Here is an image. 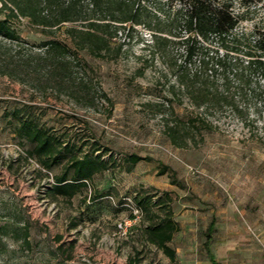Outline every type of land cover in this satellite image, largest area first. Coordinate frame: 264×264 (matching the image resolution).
<instances>
[{
  "label": "rangeland",
  "instance_id": "obj_1",
  "mask_svg": "<svg viewBox=\"0 0 264 264\" xmlns=\"http://www.w3.org/2000/svg\"><path fill=\"white\" fill-rule=\"evenodd\" d=\"M144 3L148 10L157 4L162 26L178 32L170 20L186 3ZM89 4L84 0L79 19L50 31L18 19L11 22L17 39L0 37V224H25L28 231V247L3 239L7 249L0 251V264H171L141 231L146 219L141 221L132 197L144 193L153 202L164 194L170 199L178 225L168 243L175 264H212L203 245L211 219L215 264H264V104L240 99L233 79L230 90L246 105L243 119L226 106L195 107L178 90V44L152 53L142 26L106 33L104 57L79 49V35L68 30L83 32L88 22H98ZM232 12L243 18L237 33L264 32V0H234ZM48 40L67 50L68 70L59 77L44 76V65L33 69L38 45ZM24 61L27 75L20 68ZM14 67L17 73L8 75ZM259 82L252 75L247 88ZM213 85L221 87L220 81ZM22 118L63 142H76L77 154L100 156L110 168L70 199L52 195V177L60 167L42 170L27 158L30 146L17 134ZM178 119L188 125L185 147L172 145L166 135ZM202 119L210 130L201 127ZM129 154L143 159L129 171L117 170ZM161 209L153 207L163 216Z\"/></svg>",
  "mask_w": 264,
  "mask_h": 264
},
{
  "label": "trees",
  "instance_id": "obj_2",
  "mask_svg": "<svg viewBox=\"0 0 264 264\" xmlns=\"http://www.w3.org/2000/svg\"><path fill=\"white\" fill-rule=\"evenodd\" d=\"M88 1L91 7L89 11L99 14L96 19L98 22H88V28L83 32L68 30L79 35L75 40L79 49L104 57L105 54L101 52L107 48L106 33L112 36L125 29L131 33L134 27L142 26L150 34L151 43L147 47L152 49V53H165L170 45L178 44L182 62L178 70V90L183 91L195 107L208 110L211 107L226 106L243 119L242 111L246 109V105L236 100L235 94L231 92L230 83L233 79L237 82L235 93L240 95V99L249 97L264 104V32L237 33L243 18L232 12L234 0H178L186 5L178 9L170 20V26L178 27L177 33L171 27L162 26L159 18L161 9L155 4L154 10H148L144 3L146 0ZM83 2L84 0H1L0 37L9 41L17 39L11 26L13 20L26 19L31 25L49 31L75 21L83 14ZM86 20L90 21V18ZM99 30L104 34H99ZM171 37L177 40H172ZM212 42L217 43V48H212ZM38 48L40 50L35 57L34 72L39 70L40 65H44V76L48 77H59L68 70V62L64 59L67 51L64 45L56 40H48L39 44ZM27 63L24 61L20 66L26 75ZM190 64L196 66L194 71L187 68ZM17 68L19 67H14L8 75L17 73ZM255 74L262 83H257L249 90L250 77ZM215 81H220L221 87L213 85ZM246 121L244 119L243 122ZM201 123L204 130H210L211 126L207 121L202 119ZM187 126L178 119V126L167 127L166 135L172 145H188ZM17 134L30 146L26 152L27 158H34L42 170L60 167V172L53 175V185L49 189L56 197H74L89 186L95 175L110 168L109 162L102 160L100 156L77 154L80 145L73 141L63 142L59 136L48 133L30 118L19 119ZM142 159L129 154L124 157L117 170L129 171ZM91 197L96 200L100 196L94 191ZM132 201L141 215V221L146 219V225L142 226L141 231L147 243L160 250L171 264H175V251L168 243L178 231V225L172 219L168 195L164 194L153 202L149 194H135ZM153 207L162 208L163 216L156 214ZM214 231L215 222L211 219L206 227L203 245L212 264L215 263L210 252V241ZM6 237L20 240L21 244L28 247L25 224L17 226L9 221L0 224V251L7 249L3 240Z\"/></svg>",
  "mask_w": 264,
  "mask_h": 264
},
{
  "label": "built area",
  "instance_id": "obj_3",
  "mask_svg": "<svg viewBox=\"0 0 264 264\" xmlns=\"http://www.w3.org/2000/svg\"><path fill=\"white\" fill-rule=\"evenodd\" d=\"M119 227H121V224H119Z\"/></svg>",
  "mask_w": 264,
  "mask_h": 264
}]
</instances>
